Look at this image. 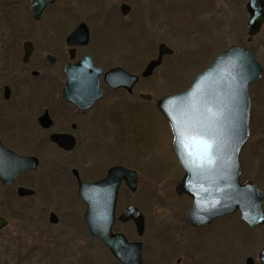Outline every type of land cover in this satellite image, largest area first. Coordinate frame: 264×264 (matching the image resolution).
<instances>
[{"label": "flooded vegetation", "instance_id": "af4514ba", "mask_svg": "<svg viewBox=\"0 0 264 264\" xmlns=\"http://www.w3.org/2000/svg\"><path fill=\"white\" fill-rule=\"evenodd\" d=\"M42 1L46 5L37 14L33 0H0V162L19 157L36 162L13 178L14 172H7L6 182L0 175V205L7 209L6 217L0 215V264H202V244L208 249L206 258L217 264L226 241L236 242L242 253L249 244L259 245L257 252L244 253L241 264L250 258L262 264L264 223L250 226L239 207L248 201L252 184L262 194L264 214V22L257 33L249 34L250 9L261 8L264 14V0ZM238 19L243 35L233 45L247 49L262 67L259 81L250 89V138L240 154L241 191L227 197L234 213L196 226L187 218L192 198L176 192L185 175L182 167L171 186L161 168L137 167L133 148H120V128L134 125L130 115L136 103L158 109L157 102L168 95L154 98L137 94V88L155 78L161 81L159 70L175 54L167 41L155 45L149 38L137 48L135 37L152 29L178 28L174 33L182 45L188 39L192 46L181 54L180 63H205L204 70L216 55L207 61L200 45L212 44L213 31L235 32ZM145 24L151 29L145 30ZM162 45L172 52L164 53L151 75L143 76L159 60ZM83 65L91 73L93 68L101 71L102 94L67 93L71 69ZM115 69L119 79L125 73L138 77L132 91L114 89L105 81ZM167 78L168 73L162 80ZM27 86L31 91L24 94ZM255 96L262 105L253 106ZM113 169H118L117 187L114 179L111 186L87 187L80 195V181H103ZM141 177L148 182L143 190ZM170 186L172 191L166 190ZM22 190L27 193L21 195ZM161 190L167 197L157 198L171 212L164 219L163 210L157 211L159 218L149 213L152 192ZM29 198L36 200L31 208L15 204ZM8 201L14 206L10 208ZM133 207L142 217V230L126 213ZM235 222L245 228L242 238L235 234ZM207 230L212 232L202 235ZM222 232L227 239L220 238ZM208 236L211 245L205 240Z\"/></svg>", "mask_w": 264, "mask_h": 264}, {"label": "water", "instance_id": "95a60500", "mask_svg": "<svg viewBox=\"0 0 264 264\" xmlns=\"http://www.w3.org/2000/svg\"><path fill=\"white\" fill-rule=\"evenodd\" d=\"M253 4L254 2L250 6ZM44 5L46 2L42 0H33L37 14L42 11ZM250 13L249 34L254 35L264 22V14L261 8L257 7L250 9ZM171 52L162 45L159 60L152 62L143 76L151 75L164 53ZM116 70L106 75L107 83L113 88L125 87L131 91L138 78L125 73V77L119 79ZM70 73L73 80L68 94H101L99 70L89 73L87 66L83 65L73 67ZM86 73L90 76L76 77ZM261 73V66L248 50L233 46L219 53L212 63L194 78L186 91L168 95L157 102L174 133V149L185 171V177L176 191L179 195L186 194L193 198V205L188 213V219L193 225L209 224L218 216L236 210L235 206L229 204L227 197L241 191L239 157L250 132L249 88L260 79ZM35 165L36 162L32 158L22 157L15 161L0 162L1 179L6 182L7 172H14L11 175L13 178L15 173L32 169ZM117 170H111L106 179L94 184H84L80 181V195L83 196L87 187L111 186L114 179L117 187L119 178H114ZM136 185V179L133 177L132 186ZM248 186V201L239 208L249 225L258 226L264 223L261 210L262 194L253 185ZM24 191L22 190L21 195L27 193ZM221 196L223 200L219 199ZM126 213L130 218L137 220L142 230L143 220L138 211L133 207ZM260 260L264 264V250ZM247 264H254L253 259H248Z\"/></svg>", "mask_w": 264, "mask_h": 264}, {"label": "rangeland", "instance_id": "374dc122", "mask_svg": "<svg viewBox=\"0 0 264 264\" xmlns=\"http://www.w3.org/2000/svg\"><path fill=\"white\" fill-rule=\"evenodd\" d=\"M24 20L27 23L28 21L27 12H24ZM237 23L239 25L238 28L235 30V32H227V31L220 32L218 30L213 31L212 44L208 41L207 44L209 45L207 44L200 45L199 48H201L204 56L206 58L209 57L207 61L211 57L217 55V53H220V51L229 48L233 44H237L241 42L240 38H242L243 32L241 30L242 25L240 19H238ZM144 27L145 30L151 29L149 26H146V24ZM152 31L153 32L147 31L144 33H137V37H135L136 47L140 48L141 46H143V44L145 43L144 41L147 38H149L150 40L153 39V43L155 45H159L161 42L165 43L167 41L166 44L168 45L169 48L175 50L174 51L175 54L172 57L167 58L164 61V66L159 70L158 76H159V80L161 78V81H157L158 78L157 79L155 78L153 82L147 84H140L141 85L140 88L139 87L137 88V94H139L140 92H144L147 94H152L155 98V97H160V95L162 94H172L186 90L191 84L192 79L201 72L205 63H200L197 66L194 65L183 66L182 63H180L181 54L184 53V51H187V49L192 46L188 42V39H186V42L182 45V38L179 36V34L174 33L178 31V28H173L166 32H162V31L158 32L155 29H152ZM166 73H168L167 80L166 79L162 80V77ZM35 81H36V85L38 86L39 85L38 80ZM256 89L257 88L253 89L255 91V94H256ZM29 91H31V89L28 88L27 86L26 93L24 94H28ZM260 102H258L257 96H255L253 106L256 107L257 105H262L263 102L261 104ZM130 117L134 121V125L132 126L131 129L129 127L120 128L119 137H117L120 143V148L121 146L124 148H128V147L133 148L134 155L137 157V161H136L137 167H142L144 169L150 168L155 171H158L161 168L163 174L165 176L170 177L168 182L169 185L171 183L172 186L174 180L176 181L178 178H180L182 173H181L180 164L173 150V136L171 134L169 124L165 120L164 116L158 111V109L153 104H148L145 107L144 104L141 105L139 103H136V107L133 110ZM146 180L147 179H145L144 177H141L142 190L144 189L145 186L147 187L148 182L146 183L145 182ZM171 186L166 190L172 191L171 189L173 188H171ZM166 190L165 191L161 190L163 192H159V191L152 192L153 204H152V208H150L149 213L155 218L160 217L157 214L158 210L164 211L163 216L160 217L163 219L171 214L170 210L168 211L169 206H167L166 204H164V202H161L157 198V196H161V194L165 195L167 193ZM1 194H3V192ZM165 196L167 197V194ZM35 201H36L35 199L29 198L18 201V203L15 202V204L21 206V208L19 209L22 208L27 209V208H31V205H33ZM9 203L10 201H8L6 204L9 206L10 205ZM13 206L14 205L12 204L9 207L11 208ZM6 212L7 209L2 208L0 205V215L6 217ZM234 226H235V234L239 235L240 238H242V233L243 231H245V228L243 227V225H241L238 222H235ZM209 232H212V230L204 231L202 232V235H204L205 233H207L208 235L210 234ZM251 236L252 234L250 233L249 235L250 240L253 239ZM212 237L208 236L207 238H205V240L210 245L212 244ZM217 238L219 237L217 236ZM220 238L227 239V237H224V232L220 234ZM225 243L226 244L224 245V250L220 252V256L223 257L221 258L222 261H219L220 264H241L245 252H249V253L257 252L260 248L259 245L258 247H255L249 244V247H247L246 250L242 253L243 250L236 244V242L226 241ZM201 247L202 249L200 251V256H201L202 264H207V263L211 264L212 259H207L205 256L208 249L204 247V244H202ZM248 257H254V255Z\"/></svg>", "mask_w": 264, "mask_h": 264}]
</instances>
